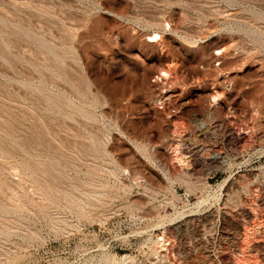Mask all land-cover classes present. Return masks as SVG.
Here are the masks:
<instances>
[{
	"label": "rangeland",
	"instance_id": "obj_1",
	"mask_svg": "<svg viewBox=\"0 0 264 264\" xmlns=\"http://www.w3.org/2000/svg\"><path fill=\"white\" fill-rule=\"evenodd\" d=\"M0 264H264V0H0Z\"/></svg>",
	"mask_w": 264,
	"mask_h": 264
},
{
	"label": "bare ground",
	"instance_id": "obj_2",
	"mask_svg": "<svg viewBox=\"0 0 264 264\" xmlns=\"http://www.w3.org/2000/svg\"><path fill=\"white\" fill-rule=\"evenodd\" d=\"M147 38H148V40L149 41H151V42H154V41H161V35H160V33H158V32H155V33H152V34H150V35H148L147 36ZM170 73L171 72H169L168 70H162L161 72H160V74L157 76L159 79L160 78H162V77H165V78H167V77H169V75H170ZM172 74V73H171ZM168 79V78H167ZM171 79V78H170ZM219 95H213V100L214 101H218L219 100V98H220V96L218 97ZM231 127V126H230ZM229 130H228V135H233V131H232V129H230V128H228ZM178 158V160H180V163H182L184 160V158L182 159V158H180V157H177ZM182 161V162H181Z\"/></svg>",
	"mask_w": 264,
	"mask_h": 264
},
{
	"label": "built area",
	"instance_id": "obj_3",
	"mask_svg": "<svg viewBox=\"0 0 264 264\" xmlns=\"http://www.w3.org/2000/svg\"><path fill=\"white\" fill-rule=\"evenodd\" d=\"M220 64V61H216V65H219ZM158 103L159 104H163V99H159L158 100Z\"/></svg>",
	"mask_w": 264,
	"mask_h": 264
}]
</instances>
